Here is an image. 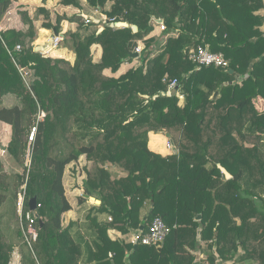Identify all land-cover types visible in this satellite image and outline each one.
Masks as SVG:
<instances>
[{
    "label": "trees",
    "instance_id": "obj_1",
    "mask_svg": "<svg viewBox=\"0 0 264 264\" xmlns=\"http://www.w3.org/2000/svg\"><path fill=\"white\" fill-rule=\"evenodd\" d=\"M15 2L0 0V18ZM58 3L79 11L60 14L37 6L31 16L20 10L24 27L2 32L6 46L0 39V121L11 131L6 151L26 172L23 213L31 197L40 204L41 222L36 219L31 241L36 264H195L190 250L198 240L209 249L207 264H215L214 254L233 264H264V110L254 103L264 99V0ZM88 9L98 12L99 23L83 16ZM152 16L165 29L157 30ZM34 20L57 33L62 21L75 24L62 41H70L72 62L34 51L36 39L37 45L47 41ZM118 21L128 26L105 25ZM173 31L177 36H169L151 58L159 40ZM139 44L138 57L128 58ZM198 45L221 53L227 65L196 68L188 50ZM133 60L136 67L121 71ZM8 96L19 104L6 106ZM159 130L176 153L163 157L148 148V133ZM81 155L88 162L84 192L101 202L86 215L95 236L85 249L70 235L72 223H61L71 209L64 171ZM107 164L122 174L111 178ZM11 176L0 161V218L5 201L6 215L15 213ZM99 212L111 220L99 224ZM154 217L170 228L158 245L107 235L108 228L143 234ZM0 225L6 230L10 224ZM2 230L0 264H11L14 245Z\"/></svg>",
    "mask_w": 264,
    "mask_h": 264
},
{
    "label": "crops",
    "instance_id": "obj_2",
    "mask_svg": "<svg viewBox=\"0 0 264 264\" xmlns=\"http://www.w3.org/2000/svg\"><path fill=\"white\" fill-rule=\"evenodd\" d=\"M48 1H52V0H48ZM41 2H42L41 0H17V2L12 3L13 5H10L9 8L6 10V12L2 15V17L0 18V22L5 27V29L6 28H15V29L23 28L24 25L20 20V16H19L18 11L27 10L28 13L31 15L30 5H32L33 7L36 8L37 6H39V4L41 5ZM14 4L18 5V7H16V5H14ZM57 5H61V4L58 3ZM61 6L72 8V10H75V12L79 11L76 8H73L71 6H63V5H61ZM14 8H16V9H14ZM50 10H52V9H50ZM38 21L39 20H34L33 23H34L35 27L38 28L39 32H41V31L43 32V33L41 32L43 39H47V41L43 42V44L50 42V44L47 48V55L50 57H63L65 59H70V61L72 62L74 60V55H72L70 48L66 47L62 43L63 40L61 42H59V44L57 46H55L56 48L55 47L53 48L52 44H51L52 38L54 36L53 31L41 28L40 27L41 26V20H40V25L37 26L36 22H38ZM61 24L63 26L64 25L67 26V31L73 30L74 26H75V24L73 22H68L66 20L62 21ZM158 32H160V31H157L156 33H158ZM169 36H172V37L177 36V31H173L171 33H167L164 35V37L161 39L160 49H157L156 51L154 50L155 54L153 56H151V58L154 57L155 55H157L160 51H162V49L165 45L166 39ZM99 55H100L99 54V48L97 47L95 50L94 56H95V58H98ZM137 65H138L137 60H133L132 62H125L121 67V71H123L128 66L136 67ZM4 102H5L6 106H12V105L19 104V101H17L16 99H14L13 97H10V96L5 97ZM254 103L256 104V106L258 104L257 108L259 110H264V99L257 97L256 99H254ZM4 129H7V131H8V129L10 130V126L8 124L0 121V130H4ZM162 133H164L165 136H163ZM166 137H168V140L171 142L172 147H170V148L165 145L166 143H163V138L166 139ZM9 139H10V137H9ZM9 139H8V141H9ZM8 141H7V143H8ZM7 143H6V145H7ZM6 145H2L1 150H3L4 151L3 153H6L9 157V154L6 151ZM147 145H148V148L150 150L160 154L163 157H165L171 153L177 152V149L175 148L173 142L171 141L170 137L167 136V134L164 130H159L156 132L155 131L149 132ZM2 147H5V150ZM87 164H88V162L86 161L85 157L83 155H81L75 163H71L66 167L67 169L65 168V171H64L65 177H63V180H62L65 195L71 204V209L64 212L61 215V223L63 226H68L69 223H72V225L70 227V235L73 237V239L76 242H79L80 245L84 249L86 247L85 243L87 241L91 240L95 236V234H94L95 230H93L95 228L92 226L93 224L88 221V217L86 215L88 214V212L90 210L98 208V206L101 203L97 197L90 196L87 193H85L84 189L82 187V180L84 178L83 168ZM105 168L108 169V171L110 172L111 178H116L122 174V172L120 171V169L117 166L107 164L105 166ZM79 198L81 199L80 202L78 201ZM91 198H93V199H91ZM96 214H97L96 215L97 221L99 224L104 223V222H109L111 220V217L109 216V214H107L105 212H99ZM109 218H110V220H109ZM107 235L111 240L123 239L125 242H130V241L133 242L132 240H133V237L135 235V232L131 231L127 234H122L120 231H118L115 228H108L107 229ZM190 252L194 255V263L195 264H207L208 263L207 256L209 253V249L207 248L205 242L198 240V244H197L196 249L190 250ZM214 255L216 258L215 264H218V260H221V259L219 257H217L216 254H214ZM222 262L233 264V260L222 261ZM243 262L247 263V261H242V263ZM242 263H239V264H242Z\"/></svg>",
    "mask_w": 264,
    "mask_h": 264
},
{
    "label": "rangeland",
    "instance_id": "obj_3",
    "mask_svg": "<svg viewBox=\"0 0 264 264\" xmlns=\"http://www.w3.org/2000/svg\"><path fill=\"white\" fill-rule=\"evenodd\" d=\"M57 1L58 0L47 1L46 3H42L41 2V5L39 4V6H44L47 9H52L53 10V13L72 14V13L75 12V10H72V8L62 7L61 5H57L58 4ZM11 5H13V4H11ZM14 5H16V4H14ZM16 7H18V5H16ZM30 7H31V15H34V12H35V9L34 8L35 7H33L32 5H30ZM14 9H16V8H14ZM83 14H84V16H87L89 18H95V19L100 20V18H99L100 16H99V14H98V12L96 10H92L91 11V9H88V11H85V12L83 11ZM36 25L37 26L40 25V20L38 22H36ZM99 27H101V25L98 26V28ZM157 30H159V28ZM60 33H62V34L64 33L62 35V37H64L66 35V33H67V26L66 25H64V26L62 25V29H61V32ZM37 40L38 39H36L34 41V45H36L39 42V41L37 42ZM42 41L43 40H40L41 43H43ZM65 46L68 47V48H70L69 47L70 46V41H69L68 37L66 39ZM52 47L54 48L55 46H52ZM160 47H161V39L159 40V46L155 49V51L157 49H160ZM47 48L44 49V50H41V52L42 53H47ZM155 51L153 53H151L150 57L155 54ZM71 53H72V55H74L73 52H72V50H71ZM67 60L70 61V59H67ZM128 67H130V66H128ZM128 67H126V68H128ZM178 99H179V102H178L179 105H182L183 102H184V97L181 94H179ZM10 134H11V132H10L9 129H8V131H7V129L0 130V161L3 163V166H4L5 171H7L10 175H12L9 178V182L11 183V190L10 191L11 192L12 191L13 192L16 191L15 192L16 193L15 202H16L17 193L21 189V187L23 186V184L26 182V172L23 170V168L15 160H13L12 157H10V156L8 157V155L6 153H3L1 151V146L2 145H6L8 139L10 137ZM162 135L165 136L164 133H162ZM167 142H168V137H166V139L163 138V143H166L165 144L166 146H167ZM29 154H30V151H27L26 152V156H25V164L26 165L28 163L27 162V159H29L28 158L29 157ZM15 174L22 175L23 176V179H21V181H20V179L17 180V178L14 177ZM63 177H65V173H64ZM15 202H14V207H15ZM6 211H7V203L5 201V205H4L3 209L1 210L2 217L0 218V223L3 222V221H5V220H7L10 225H9V228L6 229V230L4 229V227L2 225H0V230L3 229L2 231L6 232V234L8 235V237H10V241H12L13 242V245H14L11 264H28V263L29 264H36V258L34 257L32 245H29L28 242L24 238L23 230H22V227H21V224H20V217H19L18 213L16 212V207H15V213L12 216L11 215H9V216L6 215ZM22 223H23V220H22ZM17 230L20 231V235L19 236L17 235ZM28 239L30 240V236H28Z\"/></svg>",
    "mask_w": 264,
    "mask_h": 264
},
{
    "label": "built area",
    "instance_id": "obj_4",
    "mask_svg": "<svg viewBox=\"0 0 264 264\" xmlns=\"http://www.w3.org/2000/svg\"><path fill=\"white\" fill-rule=\"evenodd\" d=\"M84 17L86 19L92 20L91 18L87 16H84ZM101 27L103 26L101 25ZM159 29L160 30L165 29L162 23L159 24ZM4 30H5V27L0 22V39L2 40V43L5 45V42L2 38V32ZM62 35L63 34L59 32L53 36L52 41H51L52 46H57L59 42L63 40L64 37H62ZM20 49H21V45L16 44L14 46V50L16 51H19ZM141 49H142V46L139 44L135 48V51L139 53ZM11 51L12 50L8 49L9 53H11ZM43 54H47V53H43ZM188 58L191 59V61L195 63L196 68H200L202 66H209V65H213L215 67H221V66H226L228 63L221 53L212 52L208 49L207 46H202V45H198L196 48L189 49ZM27 74H28L27 71L23 70V75H27ZM163 81L165 80L163 79ZM176 83H177L176 79H173L169 82L168 89H167L168 95L171 94V91L173 90V87L176 85ZM167 146L169 148L172 147L171 142L169 140L167 142ZM1 151L4 152L3 150ZM28 158L29 159H27V162H28L27 167L29 166V163H30V156ZM25 188H26V182L23 184V186L17 193L15 207H16V212L18 213L20 217V224L23 230L24 238L28 242V244L31 245V241L37 237V231L34 225L37 218L34 217L31 210H28L25 213H23ZM39 205L40 204H36V210ZM22 220L24 224L22 223ZM169 232H170V228L164 223V221L160 217H154L148 226V230L143 234H141L140 232L135 233L132 241L137 242V240L140 239L141 243L143 244L158 245L165 239L166 235ZM28 236H30V240L28 239ZM218 264H231V263H224L221 260H218Z\"/></svg>",
    "mask_w": 264,
    "mask_h": 264
},
{
    "label": "water",
    "instance_id": "obj_5",
    "mask_svg": "<svg viewBox=\"0 0 264 264\" xmlns=\"http://www.w3.org/2000/svg\"><path fill=\"white\" fill-rule=\"evenodd\" d=\"M151 18H152L156 23H158V24L162 23V19H160V18H155L154 16H152ZM91 19H92V21H93L94 23H98V22H99L98 19H95V18H91ZM105 25H108V26H110V27H127V26H128V23H127V22H124V21H118V22H114V23H113V22H112V23H105ZM130 27L133 29V31H136V30H137V26H136L135 24H131ZM102 29H103V27H99L98 32L101 31ZM52 31H53V30H52ZM53 33H54V35L57 34V32H55V31H53ZM45 47H46V44H45V45H42V46H41V45H35V46H34V51H41V50H43ZM138 55H139V53L135 51V52H133L128 58H136V57H138ZM128 58H127V60H128ZM127 60H126V61H127ZM216 95H217V92H215V93L213 94L212 97H215ZM2 148H4V150H5V147H2ZM219 168H220L221 172L224 174L225 179H229V178H231L230 173L227 172V171L225 170V168H223V167H221V166H219ZM91 199H93V198H91ZM28 204H29V210L32 211L34 217L37 218L39 222H41V218L38 217V213H37V210H36V198H35V197H31V198L29 199ZM142 228H143V226H140V227H139L140 230H141ZM134 243H136V241H134Z\"/></svg>",
    "mask_w": 264,
    "mask_h": 264
},
{
    "label": "bare ground",
    "instance_id": "obj_6",
    "mask_svg": "<svg viewBox=\"0 0 264 264\" xmlns=\"http://www.w3.org/2000/svg\"><path fill=\"white\" fill-rule=\"evenodd\" d=\"M49 44H50V42H47V43H46V47H45L44 49H46V48L49 46ZM42 45H45V44H42ZM42 45H41V46H42ZM44 49H43V50H44Z\"/></svg>",
    "mask_w": 264,
    "mask_h": 264
}]
</instances>
